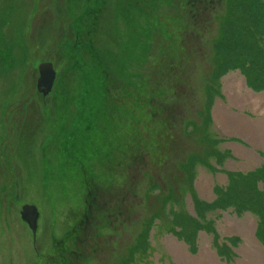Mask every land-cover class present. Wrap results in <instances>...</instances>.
I'll list each match as a JSON object with an SVG mask.
<instances>
[{
  "label": "rangeland",
  "instance_id": "rangeland-1",
  "mask_svg": "<svg viewBox=\"0 0 264 264\" xmlns=\"http://www.w3.org/2000/svg\"><path fill=\"white\" fill-rule=\"evenodd\" d=\"M112 1L105 0V10L98 15L109 16ZM136 1L120 0L119 11L126 18L117 17L116 31L100 16L103 29L96 34L95 45L104 58L113 55L111 73L123 75L129 87L136 86L140 98L153 96L158 80L170 82L174 97L163 91L155 97L168 99L170 109L150 104L139 113L134 106L138 102L132 103L119 117L129 116L133 125L127 122L121 127L119 121L111 132V137L118 134L125 139L103 144L94 142L108 129L97 120L96 111L89 138H80L79 143L71 138L69 146L59 137V123L67 114L65 100L54 103L52 93L42 97L36 81L42 63H52L56 72L65 68L75 43L68 7L80 14L87 2L0 0V264H59L54 243L83 211L82 180L111 188L118 204L121 199L131 208L129 221L123 224L112 218V226L101 228L104 246L95 248L102 253L86 264H186L180 255L176 257L179 250L171 242L185 249L192 264L206 243L217 264H264V89H258L264 88V0H145L139 5ZM149 4L157 7L156 16ZM158 17L163 19L158 28L165 37L173 35L168 41L174 52H168L171 48L164 46L162 34L161 43L153 38L161 48H156L160 58L151 56L142 62L146 67L130 70L128 56L123 70L117 68L118 51L112 40L126 43L121 50L128 45L132 51L131 46L141 41L142 28L150 36ZM138 72L145 75V87L130 79ZM72 81L75 84L76 78ZM113 81L125 84L115 77L105 85L106 93L96 90L101 98H94L93 111L100 102H111L105 96L115 91ZM74 107L69 123L75 117ZM162 119L172 123L170 134ZM160 131L165 140L157 155L153 135ZM78 144L88 156L83 159L86 176L82 177L61 153L62 146L69 153ZM113 149L131 152L138 166L121 165L123 156L116 152L111 154L115 163L110 162L106 153ZM127 187L132 196L122 199L128 196ZM28 205L38 213L35 240L20 215ZM126 211L125 207L121 212ZM249 231L251 236L245 237ZM170 246L174 250H168Z\"/></svg>",
  "mask_w": 264,
  "mask_h": 264
},
{
  "label": "bare ground",
  "instance_id": "bare-ground-1",
  "mask_svg": "<svg viewBox=\"0 0 264 264\" xmlns=\"http://www.w3.org/2000/svg\"><path fill=\"white\" fill-rule=\"evenodd\" d=\"M104 1L105 0L99 1V3H98V4H100L99 8H98L99 12L96 14V16L89 14L86 16L87 17L86 19H84V17H82L81 15H79L77 13V9H72L71 5L68 7V9L70 10L69 14L73 18V21L70 22V26H72L75 29L74 35L72 34L73 35L72 38L75 39V43H73L74 47L71 48V50H70V52H72V49H73L74 50L73 53H70L68 58L66 59L65 68L62 67L61 69H63V70L58 71L59 73L62 72L61 73L62 75H60V76L63 78V80H61V82H60V85H57L59 74H58V72H56V70L54 68L55 65L53 66L52 63H49L50 65H52V70L54 72L55 78L52 82V87L50 89V93L47 96H49L51 93L52 94L54 93V96H53L54 103L56 101L62 102V100H63L62 98H64L65 95H66L65 98H67V100H68V101L65 100L63 103V105H64L63 109L67 114L64 116V118L59 123V125L61 126V128L59 129V132L62 129V132H61L59 137H60L61 142L66 144V145H69V141H71L70 140L71 138L74 139V137H76V139H77L76 143H79L80 138H82V139L87 138L88 135L90 134L89 129H91L93 127L92 126L93 120L95 119L97 114H98L97 120L104 122L105 127H107L108 129L106 131H104V134L102 133L99 137L95 138L94 142H98V141L100 142L101 141V143L103 144L104 142L109 141V140L115 142L119 137L124 138V135H118V134L116 136L111 137V132H113V130H112L113 126H115L116 123H118L119 121L121 122V127L122 126L124 127L123 124H125L127 122L129 124V126L133 125L129 116L126 119L119 117V115H121L122 112H124L126 109L130 108L133 105L132 103L135 104L136 102H138L134 106L138 107L137 110H139L138 111L139 113H143L142 111H145V108H147L146 106H150V104L152 106L154 104L155 105L154 107H157L159 110H160L159 106H161V105L164 106L165 109L166 108L170 109L169 105H167L169 103L168 99H166L165 97L160 98L158 96H157V98H155L156 95L158 93H160V91L166 92L168 94L167 96H173L174 97V88L172 87L171 83L169 82V85H167L166 84L167 82L164 81L163 84H161L160 80H158L157 81L158 84L155 83V87L153 90L154 95L150 96V97L144 96V97L140 98L138 91L135 90L136 86L129 87V84L125 83L123 75L117 73V76H116V74L111 73L109 67H112L113 64L110 63L111 61H109V58L113 57V55H110V57H109L107 54H105L106 58L101 56L102 53L100 55V52L102 49H99L95 45V36H96V34H98L100 29H103L101 26L102 23H104V25L108 24L110 29H112V30L114 29L116 31L115 26H116V23L118 22L117 20L120 17L125 19L126 16L124 17V15H123L124 12L119 11L120 7H119L118 3L120 2V0H113L112 5H110V9H109V6H107V9H109L111 14L109 16L106 15L102 18V15H98V14L100 13V10L103 12L105 10L106 6H105ZM125 1L128 2L129 0H124V2ZM80 2H82V0H80ZM136 3L138 5L143 4V3H145V0H138V2H136ZM149 5L150 6H148V7L150 8L151 12H153V14L156 16L158 14L157 7L155 6V4H154V6L152 4H149ZM74 8H76V7H74ZM82 10H84V8ZM100 16L103 19L102 23L99 20ZM117 17H119V18H117ZM156 20L158 21L157 22L158 25H155L157 28H155L154 30L151 31L152 34H150V36L142 28L141 33L138 34V35H140L141 41L138 42V44H136L137 45L136 47L131 46L132 51L128 50V48H129L128 45L125 47L126 51L121 50V47L123 45H126V43L121 45L118 43V41L112 40L114 49L118 51L117 57H115V60H118V61H116V64H115V66L117 68L121 69L125 65H127L129 58H132V62L130 63V66H129L130 70H136L137 67L143 68V66H145V64L142 63L145 59H147V58L149 59L151 56H154L157 58L161 57V55L156 50V48L161 50V48H159V44L157 42L161 43L160 37L162 36L163 33H165V31H161L160 28H158L160 20L163 21V19L158 17V19H156ZM127 30L130 34H133V31L131 29L127 28ZM152 35H153V37H152ZM163 37H164V41H166L164 43V46L167 45L169 48L172 49V50L168 49V52L169 51L174 52L173 51L174 50L173 44L168 41V39L171 41V37L170 36L165 37V35ZM153 38L157 42H153ZM105 51H107V50L105 49ZM119 55L121 56L120 62L118 59ZM138 55L142 56V57H140L141 59H138V58L135 59V57H137ZM128 56H129V58H127ZM8 59H11V56H9ZM46 63H48V62H46ZM121 70H123V69H121ZM139 73L140 72H138V75L131 73L130 79L137 80L138 81L137 83L140 87H145L144 83L142 82V79H144L143 77H145V75H139ZM72 76L74 78H72ZM67 77H69V78H67ZM115 77L120 79L121 81H123V83H125V84H122V82L120 84V82L113 81L117 86L113 87L115 91L112 90L114 92V95L111 96L112 98L109 95V94H111L112 91H110L105 96L106 91L103 89L105 92L103 94V96H105L106 101L110 100L111 102H108L109 104H106L104 102L103 103L100 102L99 105L97 106L96 110L93 111V107H92V103L90 101V98L84 100L82 98V96L79 95L80 91H84L85 93H87V92L92 91L93 89H97V94H98V89L101 86H104V88H105V85L111 83L110 80L112 81V78H115ZM64 78H65V80H64ZM66 78H67V80H66ZM75 78H76V83L73 84L72 80H74ZM69 84H70V86H69ZM122 85L124 86V89H122ZM175 85H176V83H175ZM158 86H162L163 87L162 90L156 88ZM99 91L101 92V88L99 89ZM131 91H133V93H135V98L132 97ZM64 93H65V95H64ZM93 93H94L93 98H98V99L101 98L99 95L96 97V95H97L96 91L95 92L92 91V95H93ZM130 97L133 98L132 99L133 101L131 100ZM76 101L80 107L79 110H80L81 114L77 113L79 110H75L76 111L75 117H72L71 123H69L67 117H69V113L71 114L70 108L71 107L75 108L74 106L77 105ZM170 103L172 104V102H170ZM143 107H145V108H143ZM172 108H173V106H172ZM133 110L134 109H132V112H133ZM96 111H99V113H97ZM138 112H137V114H138ZM77 116L82 117V118L80 119ZM140 119L141 118H139V126L141 127V126H143L144 123L140 122ZM161 123H164V125L166 124V126H164V128L170 134V132L172 131L171 129L173 127L172 123H170V121H167L165 119H162ZM147 124H145V125H147ZM136 126H137V124H136ZM67 132H69V133H67ZM138 132L140 133V135L142 137H144V135H145L144 133L140 132V130H138ZM117 133L120 134L119 130ZM161 133L162 132L160 131L159 134L153 135V137L157 138L156 140L158 142V144H157L158 145V153H156V149L154 147L153 148L151 147V148L153 149V152H155L157 155H160L161 154L160 151H162V149L159 148V146H160L159 143H161V142L164 143V140H165L163 138V141H162V137H160V135H162ZM125 141H126L127 146L130 148L131 142H129V138H128V140L126 139ZM136 142L140 144V146H137V148H136V150L139 152V149L141 150V143L142 142H141V140L136 141ZM73 145H74V142H73ZM72 147L74 148V146H71V148ZM62 148L63 149H62L61 153H62L63 157L66 160H71L72 158L69 155V153H71L74 156V153L71 151V148H69V153H67L66 149H64L67 147L62 146ZM83 149H84V147L82 145H79V144L74 148V150H82V152L80 153V156H82L83 159L84 158L86 159L88 156L86 154V151ZM169 150H170V148H169ZM100 151L101 150H99V151L94 150L96 155L103 157L104 154H102V152H100ZM115 152L117 153V155L120 153V151L118 149H113V151H111L109 154L106 153V155L110 158V162H112V163H115V159H113V158L111 159V157H112L111 154H113ZM167 152L169 155H172V151L171 152L167 151ZM120 154L123 156V159H121L122 161L120 162L121 165H125L126 167H128V169H131L133 167V165L134 166L137 165L138 159H136V157H134L131 152L121 151ZM173 154H176V153L173 151ZM117 163H119V160L117 161ZM72 167H73V169L76 168V166H73V165H72ZM140 168H142V167H140ZM78 173H79L80 177L85 175V173L82 171H80ZM106 177H108V175ZM136 180H137V178H136ZM136 180H134V181H136ZM81 184H82V187L84 189L86 186L89 188L90 194H91L90 199L93 200V203L95 200H98V201H96L98 206H99V204L102 206V208H105V207H103L104 205L107 206V208H105L104 211H100V209H98L96 211V210H93V208H92V212H96L95 216L97 218H101L103 216V214H112V216L115 217V220L121 221L123 224L130 220L129 218H126L127 216L125 214L123 215V213H122L121 215H119L114 210L115 207L118 205V199L115 198V196H114L115 192L113 190H111V188L108 189L107 187H104V185H102L101 183L97 184L95 181L90 182V184L89 183L86 184L85 181L82 180ZM100 185H102V186H100ZM119 205H120V202H119ZM98 223H99V226H102V227L105 226V224H102V222H100V220ZM112 225H113V223L111 224V226ZM73 228H74V225L72 226V228H70L68 230L69 232L68 231L64 232L62 234V236H66L65 234H67V233H68V235L71 236L72 235L71 232H72ZM245 234H246L245 237L251 236L250 231L245 232ZM99 237H100L101 241H104V238H101L102 236L100 234H99ZM65 238H67V237H65ZM65 238L62 237V239H65ZM95 241L96 240H94L93 242H89V243L93 244V243H95ZM63 243L65 245L64 251H65L66 255L68 257L72 256L71 255V248H70L72 245H70L67 242V240H65ZM96 245L97 244L95 243L94 246H96ZM54 246L58 247V249L60 251H63L60 243L58 246V243L55 242ZM171 246L174 247L175 249L179 250V254L176 253L175 255H176V257L177 256L179 257V255L181 256L180 262L184 261V262H186V264H192V261L190 260L192 258L190 256H188L185 249L181 245L177 244L176 242L175 243L171 242ZM171 246L168 247V250L169 249L174 250L171 248ZM95 256L96 255L93 254L91 251H89L87 256H86V254H82V259H80L79 263L81 264L82 261L84 264H86L88 261H89L88 263H92L94 261L93 258ZM193 263L194 264H217L218 261H217L215 255L210 252L209 246L206 243L205 245H203L201 247V252H200L199 256L197 257V259L195 260V262H193Z\"/></svg>",
  "mask_w": 264,
  "mask_h": 264
},
{
  "label": "flooded vegetation",
  "instance_id": "flooded-vegetation-1",
  "mask_svg": "<svg viewBox=\"0 0 264 264\" xmlns=\"http://www.w3.org/2000/svg\"><path fill=\"white\" fill-rule=\"evenodd\" d=\"M99 1L102 0H86V6L84 8V10H81L80 14L82 17H84V19H86L87 15L91 14V15H95L99 12L98 8H99ZM205 1V0H202ZM138 2V0L136 1ZM68 3V0H67ZM74 47V46H73ZM72 47V48H73ZM60 77H58V80ZM101 91L104 89V86H101ZM93 90H97V89H93ZM91 103L93 104V100H91ZM76 161V160H75ZM81 164V162H79ZM82 166V171L85 173L84 171V165ZM134 184V183H133ZM126 190V194H128L127 197H122V199H127L128 197L132 196L131 190L127 187L125 188ZM85 194H86V198L84 200V208L83 211L81 213L80 216H78L79 218L77 219L76 223L74 224V228L72 230V235H68L65 234L66 236H60L58 238L57 242L58 246L59 243L62 246V250L63 251H58V262L60 264H80V259H82V254H86V256L88 255L89 251H91L93 254H99L101 255L102 250L101 249H96L94 244L96 243L97 245H99L98 247L101 248L102 246H104V243L100 240L99 237V231L101 230V228H105L108 225H110L111 223L109 222V220H111L112 218L115 219V217L112 216V214H103V216L101 218H97L96 212H92V208L93 210H98L100 209V211H104L105 208H107V206H103L105 208H102V206L99 204V206L97 205L98 200H95L93 203V200H91L90 204L87 202V199H90V190L89 188L86 186L85 187ZM136 197V195H134ZM92 204V205H91ZM95 206V207H94ZM118 207H115V211H118V214L121 215L122 214V210L123 208H127V211L125 212V215L127 216V214L130 213L129 210H131L129 203H123L122 204V200L120 199V205H117ZM109 207V206H108ZM117 209V210H116ZM121 212V213H120ZM99 220L100 222H102V224H105V226H99ZM69 232V231H68ZM62 237H67L65 239H62ZM67 240V242L72 245L71 248V255L70 257H68L65 253V245H64V241ZM72 240V241H71ZM94 240L95 243L90 244L89 242H93ZM61 256V257H60ZM60 257V258H59ZM61 259V260H60ZM61 261V262H60ZM81 264H84L83 261L81 262Z\"/></svg>",
  "mask_w": 264,
  "mask_h": 264
},
{
  "label": "water",
  "instance_id": "water-1",
  "mask_svg": "<svg viewBox=\"0 0 264 264\" xmlns=\"http://www.w3.org/2000/svg\"><path fill=\"white\" fill-rule=\"evenodd\" d=\"M55 78L52 70V65L49 63H42L38 66V79L36 83L38 93L46 97L50 93L52 82ZM21 219L27 224L30 229L33 239H35L36 221L38 218L37 210L34 206H23L21 210Z\"/></svg>",
  "mask_w": 264,
  "mask_h": 264
},
{
  "label": "trees",
  "instance_id": "trees-1",
  "mask_svg": "<svg viewBox=\"0 0 264 264\" xmlns=\"http://www.w3.org/2000/svg\"><path fill=\"white\" fill-rule=\"evenodd\" d=\"M242 72H244L243 70H242ZM244 75H245V73H244ZM60 79V78H59ZM59 81V82H58ZM57 81V85H60V80H58ZM250 81V80H249ZM258 89H264V88H258ZM92 90V89H91ZM92 91H96V90H92ZM92 91H90V92H87V93H85L84 91H80V96H82V98L84 99V100H86V99H88V98H90V101L91 100H94V98H93V96H94V93H93V95H92ZM53 95H54V93H53ZM64 95H65V93H64ZM66 97V95L64 96V98H62L63 100H67V98H65ZM68 101V100H67ZM79 105L77 104L76 105V110H79ZM78 114H81V112H80V110L77 112ZM61 128V127H60ZM76 153H78L79 154V156H77V157H75V156H71V165H73V166H76L78 169H79V172L80 171H82V166L81 165H84V161H83V157L82 156H80V153H79V151L78 150H74ZM68 153V152H67ZM79 157H81V159L79 158ZM76 160V161H75ZM79 162H81V164L79 163ZM84 168H85V166H84ZM83 172V171H82ZM83 176H86V175H83ZM258 237L260 238V240H262V238H261V236L260 235H258Z\"/></svg>",
  "mask_w": 264,
  "mask_h": 264
}]
</instances>
